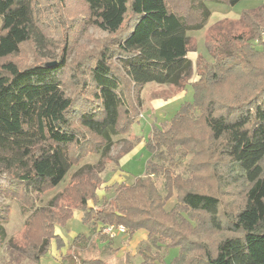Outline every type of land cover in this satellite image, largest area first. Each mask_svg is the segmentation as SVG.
<instances>
[{
	"label": "trees",
	"instance_id": "obj_1",
	"mask_svg": "<svg viewBox=\"0 0 264 264\" xmlns=\"http://www.w3.org/2000/svg\"><path fill=\"white\" fill-rule=\"evenodd\" d=\"M84 1L92 23L107 34L101 49L71 66L64 42L55 64L47 58L20 67L10 57L26 43L40 52L47 37L38 4L0 0V179L28 212L18 242L6 238L10 206L0 208V249L38 263L52 241L64 247L55 229L78 209L88 231L72 238L66 264H107L86 252L95 248L94 233L111 247L112 238L100 232L110 223L123 225L128 239L146 231L139 264H264V6L209 26L204 45L212 61L196 58L192 101L165 129L151 123L145 173L113 185V195L97 203L102 171L138 141L123 138L118 155H110L114 136L137 122L143 86L182 87L192 75L186 26L201 24L204 15L197 0ZM66 71L79 86L75 96L65 91ZM97 145L96 162L79 166L62 191L35 205L77 164L73 151L94 152ZM171 248L178 251L168 261L162 251Z\"/></svg>",
	"mask_w": 264,
	"mask_h": 264
},
{
	"label": "rangeland",
	"instance_id": "obj_2",
	"mask_svg": "<svg viewBox=\"0 0 264 264\" xmlns=\"http://www.w3.org/2000/svg\"><path fill=\"white\" fill-rule=\"evenodd\" d=\"M37 13L39 18L43 22L41 27L44 30V34L47 36L45 40H40V52L33 43H26L21 46V50L17 55L10 57V59L17 62L22 67L39 62L55 61L61 55V47L65 43L69 44L67 50V61L72 66H76L81 57H85L91 52L99 51L102 43L105 39L107 40L106 32L100 30L92 23V18L89 17V11L84 0H34ZM199 6L203 9L204 21L201 24L194 26H186V34L189 37V48L187 57L192 63V75L187 80V83L182 87H175L169 84H159L156 82L146 83L141 91V106L140 114L137 116L139 122L132 124L130 129L140 140L135 143L131 153L127 156H123L120 160L119 165L116 162L111 161L107 164L103 171L102 179H109L115 176L112 170L119 168V174H125V180L133 178L134 176L141 175L145 171V163L150 155L147 147L144 144V140L152 130V124L155 126L161 125L163 121H168L174 113L180 108L181 104L187 101H192L193 89L191 83L198 79L196 74V58L201 55L208 61H212L211 55L206 50L204 45L205 31L209 26L222 18H233L237 19L241 11L245 8H257L264 6V0H240L235 5H227L219 2L212 1H200L197 0ZM1 22V20H0ZM241 26V24H238ZM241 28V27H240ZM264 37V36H263ZM49 58V59H47ZM70 66V71L71 70ZM72 72H70V75ZM68 71H66V87L65 91L68 94L75 96L79 91V86L74 85ZM186 94L181 93L185 91ZM88 93V92H86ZM163 101L160 109H155L153 101ZM154 107V108H153ZM152 119H154L152 121ZM158 122V123H155ZM131 131V132H132ZM35 134V127L32 126L27 135L31 136ZM129 132L120 133L114 136L113 145L110 148V155L116 157L118 155L121 145L124 143L121 139H128ZM141 137V138H140ZM87 149L84 148L83 152L77 151L75 154L72 153V157L79 158L77 164H75L69 171L64 181L53 190L46 192L36 200V206H43L47 204V201L55 195L56 192L62 191L66 183L69 181L71 174L81 165L91 162L94 163L99 159L101 146L97 145L94 152H85ZM81 154V155H80ZM126 155V154H125ZM124 164V165H122ZM108 165H113V169L109 168ZM112 169V170H111ZM154 177V176H153ZM157 185H161L162 179L154 177ZM5 181L3 178L0 179V208L9 205L10 212L7 216V222L4 224L6 231V238L14 237L18 242L21 240L22 232L24 229V221L27 217L26 214L20 211L18 203L7 196L4 192ZM112 194V191L109 195ZM232 197L226 201H231ZM237 201V196H234ZM174 199H171L167 203L169 208L173 203ZM235 205V202H232ZM85 225L73 214L66 227H57L63 234L64 247L58 249L55 247L54 242L51 244L49 250L43 257L40 258L38 263L27 261L15 253H11L8 248L2 246L0 249V264H66V252L67 246L71 243L73 232H80L85 229ZM146 231L143 229L136 230L133 235L128 239L127 234L117 235L112 238V244L109 249L103 246V243L96 240L95 233L92 235V240L95 241V248H90L87 254L90 256L98 257L105 261L107 264H139L141 256L138 253V245L146 240ZM217 234H215L214 239ZM141 240L138 242V240ZM177 248H171L167 252L162 251L166 260H170L177 254ZM85 253V254H86Z\"/></svg>",
	"mask_w": 264,
	"mask_h": 264
},
{
	"label": "crops",
	"instance_id": "obj_3",
	"mask_svg": "<svg viewBox=\"0 0 264 264\" xmlns=\"http://www.w3.org/2000/svg\"><path fill=\"white\" fill-rule=\"evenodd\" d=\"M184 92V94H186V89H185V91H181V93H183ZM161 104H164V102L163 101H153V105L155 106V109H160V107H161ZM154 108V107H153ZM154 119H152V121H153ZM137 122H139V119H137ZM168 122H169V120L168 121H163L162 123H161V125H160V127H161V129H165L166 127H167V125H168ZM155 123H158V122H156L155 121ZM130 131V133H131V135L132 136H136V138H138V141L140 140L139 139V137L137 136V135H135L134 133H133V131L130 129L129 130ZM132 131V132H131ZM141 138V137H140ZM137 141V142H138ZM136 142V143H137ZM140 142H142L141 140H140ZM144 144H145V140H144ZM132 151H134L133 149L129 152V153H131ZM129 153H127L126 155H124V156H127ZM129 156V155H128ZM123 157V156H122ZM122 157L119 159V160H117V162H116V164L117 165H119V163H120V160L122 159ZM122 165H124V164H122ZM108 167L109 168H112L113 169V165H108ZM111 169V170H112ZM105 170V169H104ZM103 170V171H104ZM103 171H102V173H103ZM113 171V173H111V175H115V176H113L112 178L110 177L109 179H107V180H105V179H103V183H102V186H101V188L98 190V192H97V194H98V197H97V203H100L102 200H103V198H110L112 195H113V193H114V188L112 187L113 185H115V184H117V183H121V182H124V183H126V184H129L130 182H132V180H133V178L135 177H133V178H130V179H128V180H125V178H124V176H125V174H123V175H121V174H119V172L121 171H119V168H118V166H117V170H112ZM101 173V176L103 175ZM144 173H145V171H144ZM144 173H142L141 175H143ZM112 191V194H110L109 195V193ZM90 204H93V202H89ZM73 214H75V216L78 218V219H80L81 220V218H82V212L80 211V210H78V209H75L74 210V212H73ZM70 221V219L68 220V222ZM67 222V223H68ZM82 222V221H81ZM66 226H67V224H66ZM87 232L88 230L86 229V227H85V229L84 230H82V231H80V232ZM58 235H60L62 238L64 237L63 236V234H61V231L59 230V229H57V232H56ZM76 233H78V232H73L72 234H71V236H69V237H74L75 235H76ZM127 233H125L124 235H126ZM122 235V234H121ZM128 236V235H127ZM144 238H146L145 236H143ZM141 240V238L138 240V242ZM53 243V242H52ZM55 244V243H54Z\"/></svg>",
	"mask_w": 264,
	"mask_h": 264
},
{
	"label": "built area",
	"instance_id": "obj_4",
	"mask_svg": "<svg viewBox=\"0 0 264 264\" xmlns=\"http://www.w3.org/2000/svg\"><path fill=\"white\" fill-rule=\"evenodd\" d=\"M100 232L108 235L110 238H115L117 235L125 234L126 228L121 224H105L101 226Z\"/></svg>",
	"mask_w": 264,
	"mask_h": 264
},
{
	"label": "water",
	"instance_id": "obj_5",
	"mask_svg": "<svg viewBox=\"0 0 264 264\" xmlns=\"http://www.w3.org/2000/svg\"><path fill=\"white\" fill-rule=\"evenodd\" d=\"M56 61H51V62H48L47 65L50 66V65H53L55 64Z\"/></svg>",
	"mask_w": 264,
	"mask_h": 264
}]
</instances>
